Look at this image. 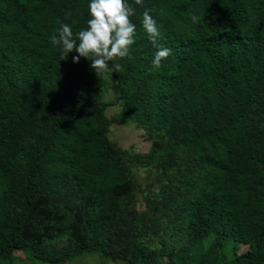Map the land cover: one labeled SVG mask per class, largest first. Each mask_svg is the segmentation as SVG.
<instances>
[{
    "label": "trees",
    "instance_id": "trees-1",
    "mask_svg": "<svg viewBox=\"0 0 264 264\" xmlns=\"http://www.w3.org/2000/svg\"><path fill=\"white\" fill-rule=\"evenodd\" d=\"M89 3L0 0V261L24 251L58 264L96 251L127 264H264V0H128L137 36L128 56L109 62L122 66L109 73L120 82L114 122L138 123L160 140L139 158L181 151L185 161L170 169L160 252L120 244L135 226L125 232L120 216L132 178L126 152L106 136L112 102L84 105L99 76L90 60L73 62L75 50L60 60L51 43L63 23L74 37L87 27ZM146 9L172 49L159 69ZM70 195L79 240L59 251L39 246L34 216ZM61 226L56 216L43 230ZM221 241L246 246L214 263Z\"/></svg>",
    "mask_w": 264,
    "mask_h": 264
},
{
    "label": "rangeland",
    "instance_id": "rangeland-1",
    "mask_svg": "<svg viewBox=\"0 0 264 264\" xmlns=\"http://www.w3.org/2000/svg\"><path fill=\"white\" fill-rule=\"evenodd\" d=\"M120 82L102 73L97 78L91 90L83 97V104L92 106L97 102H112L104 108V116L111 122L106 133L109 141L126 152L121 161L131 172V188L127 196L121 199L120 216L124 220L125 232L134 224L135 230L124 238L120 244L136 242L154 252L161 251V235L165 226L170 222L165 211L168 197L174 189L170 184V169L176 163L185 165L181 160L182 152L176 156L164 153L152 160L139 158L147 154L152 148L160 144V140L147 129L132 121L114 122L120 114L121 103L117 101ZM21 156V155H19ZM38 216H34V224L38 229L30 228V233L36 235L39 246L49 250H62L76 243L79 238V223L77 221L78 198L74 195L61 199L46 201L40 207ZM60 216L62 226L60 231L46 232L45 225L54 217ZM212 240L211 236L200 243V250L204 251ZM246 245L231 241H221L213 255L214 263L230 261L234 255L245 249ZM120 247V246H116ZM0 264H48L32 258L24 251H13L12 255L1 260ZM58 264H127L118 260H111L96 251L75 255Z\"/></svg>",
    "mask_w": 264,
    "mask_h": 264
},
{
    "label": "clouds",
    "instance_id": "clouds-1",
    "mask_svg": "<svg viewBox=\"0 0 264 264\" xmlns=\"http://www.w3.org/2000/svg\"><path fill=\"white\" fill-rule=\"evenodd\" d=\"M142 3L143 0H135L137 5ZM88 9L90 19L85 29L74 37L72 27L63 23L51 37V43L61 49L60 60H67L68 54L75 50L78 55L72 57L73 62L78 63L81 57L90 60V67L98 76L100 73H119L122 66L114 63L110 68L109 62L128 56L130 47L135 43L137 28L131 19L135 9L128 0H90ZM191 19L193 23L198 20L195 15ZM142 27L152 45L158 49L152 67L159 69L161 61L172 54V49L160 43V28L147 9L143 12Z\"/></svg>",
    "mask_w": 264,
    "mask_h": 264
}]
</instances>
